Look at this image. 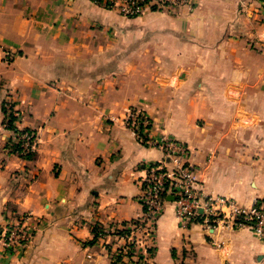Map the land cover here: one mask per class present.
Here are the masks:
<instances>
[{
	"label": "crops",
	"instance_id": "1",
	"mask_svg": "<svg viewBox=\"0 0 264 264\" xmlns=\"http://www.w3.org/2000/svg\"><path fill=\"white\" fill-rule=\"evenodd\" d=\"M191 2L129 19L90 0H0V264H116L143 169L162 159L125 127L130 110L187 146L206 194L264 204V0ZM6 101L36 135L30 160L9 149ZM15 215L33 229L23 254L3 249ZM144 244L127 257L264 264L249 227L182 228L171 203Z\"/></svg>",
	"mask_w": 264,
	"mask_h": 264
},
{
	"label": "built area",
	"instance_id": "2",
	"mask_svg": "<svg viewBox=\"0 0 264 264\" xmlns=\"http://www.w3.org/2000/svg\"><path fill=\"white\" fill-rule=\"evenodd\" d=\"M90 1L129 19L138 18L152 8L162 10L188 4V0ZM3 108V128L10 133L9 144L17 146L14 153L21 157L34 154L36 135L32 131L18 129L20 115L10 102L6 101ZM124 125L139 143L160 151L162 159L160 162L145 165L143 169L142 192L139 197L143 214L130 233L118 235L126 242L116 257L129 255L137 245L146 244L154 234L156 221L169 203L173 205L175 217L182 228L198 224L209 234L218 229L235 231L249 227L264 246V204L255 202L250 207H244L233 199L206 194L202 188L199 169L187 161V146L165 134L153 136L152 122L144 113L130 111L124 119ZM169 198L173 200L169 201ZM20 225L22 226L17 223L8 236L10 243L15 246L29 241Z\"/></svg>",
	"mask_w": 264,
	"mask_h": 264
},
{
	"label": "rangeland",
	"instance_id": "3",
	"mask_svg": "<svg viewBox=\"0 0 264 264\" xmlns=\"http://www.w3.org/2000/svg\"><path fill=\"white\" fill-rule=\"evenodd\" d=\"M183 6H187L189 8V11H192L194 9V5L192 4L191 0H188V4L187 5H183ZM98 7H100V6H98ZM178 7H182V6H178ZM100 8H102V7H100ZM170 8H172V7H170ZM170 8H165V9H162V10H159L157 8H152V9L146 10L141 16H143L148 11H151V12L152 11H158V12H160V11H169ZM102 9H104V8H102ZM108 11H110V10H108ZM118 15H120V14H118ZM120 16H122V15H120ZM131 28H133V27H131ZM5 58H6V61H7V59H10L11 58V54L10 53H6L5 54ZM130 111H132V110H130ZM130 111H128V113ZM153 136H157V135H154L153 134ZM6 220H8V219H6ZM17 223L22 224V226L21 225L20 226L25 231V235L26 236L28 235L29 241L26 242V243H19V245L15 246L12 243H10V241L8 240V236L10 234L11 229L14 228V226ZM32 240H33V229H31V228H29V226L25 225V216H22V215L17 216V215H15L6 224L5 229L3 230V249H4L5 252H8L10 254H23L30 247V245L32 244ZM117 250L118 249H116V251ZM127 256H129V255L128 254L127 255L125 254V256H122V257H113V262H115L116 264H123L122 262L124 260H127V262L129 264H131L133 262H134L133 264H139V262H140L139 257L138 258H136V257H133L132 258V257H127Z\"/></svg>",
	"mask_w": 264,
	"mask_h": 264
},
{
	"label": "trees",
	"instance_id": "4",
	"mask_svg": "<svg viewBox=\"0 0 264 264\" xmlns=\"http://www.w3.org/2000/svg\"><path fill=\"white\" fill-rule=\"evenodd\" d=\"M3 112H4V108H3ZM9 148H10L11 152H13V153L17 150V146L16 145H11V146L9 145ZM32 156H33V154L29 155V156H26L24 158L27 159V160H30L32 158Z\"/></svg>",
	"mask_w": 264,
	"mask_h": 264
},
{
	"label": "water",
	"instance_id": "5",
	"mask_svg": "<svg viewBox=\"0 0 264 264\" xmlns=\"http://www.w3.org/2000/svg\"><path fill=\"white\" fill-rule=\"evenodd\" d=\"M168 200H169V201H172L173 199H172V198H169Z\"/></svg>",
	"mask_w": 264,
	"mask_h": 264
}]
</instances>
